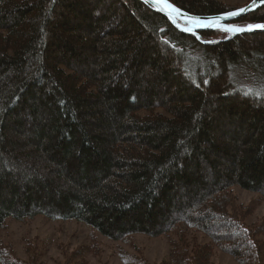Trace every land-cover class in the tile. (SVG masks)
<instances>
[{
  "label": "trees",
  "instance_id": "trees-1",
  "mask_svg": "<svg viewBox=\"0 0 264 264\" xmlns=\"http://www.w3.org/2000/svg\"><path fill=\"white\" fill-rule=\"evenodd\" d=\"M232 24H264V5ZM234 188L264 198V31L197 38L142 0H0V230L42 216L164 237L171 264H264V217L248 225ZM26 253L0 237V264H42Z\"/></svg>",
  "mask_w": 264,
  "mask_h": 264
},
{
  "label": "rangeland",
  "instance_id": "rangeland-1",
  "mask_svg": "<svg viewBox=\"0 0 264 264\" xmlns=\"http://www.w3.org/2000/svg\"><path fill=\"white\" fill-rule=\"evenodd\" d=\"M217 1L240 8L251 0ZM234 194L239 204L246 206L253 201L255 203L251 216L246 220L248 225L264 217V198L239 188H234ZM0 237L4 243L12 245L16 255L23 261L28 259L26 247L30 246L31 252L37 255L38 262L42 264H123L121 253L135 255L137 252L149 264H171L169 244L164 237L150 238L137 234L130 243L111 241L76 221H53L42 216L23 222L8 220L4 229L0 230ZM197 240L200 243L208 242L199 234ZM211 262L236 264L231 256L215 248Z\"/></svg>",
  "mask_w": 264,
  "mask_h": 264
},
{
  "label": "water",
  "instance_id": "water-1",
  "mask_svg": "<svg viewBox=\"0 0 264 264\" xmlns=\"http://www.w3.org/2000/svg\"><path fill=\"white\" fill-rule=\"evenodd\" d=\"M146 2L147 4L151 5L153 8L161 12L171 23L173 27H175L178 31H180L183 34H194L198 38V33L202 31H213V30H223L227 27H235L242 29V31L238 32H229L232 34H242V33H249L253 31H264V28H252L249 30L248 27H239L232 24V22L236 19H239L250 12L254 11L255 9L259 8L260 6L264 5V0H251L250 3H248L246 6L240 7L238 9H235L233 11L221 14V15H214V16H194L190 15L180 9H178L176 6L171 4L169 1H167L169 4L172 5L173 8H176L179 10V15H177L175 12H169L167 9H163L162 5L160 3H157L156 0H142ZM243 9L241 12L240 10ZM229 13H239L238 15L229 16ZM171 17V18H170ZM196 20L199 22V24L193 23L192 20ZM184 23L186 25H183L181 23ZM211 22V23H210ZM264 25V24H260Z\"/></svg>",
  "mask_w": 264,
  "mask_h": 264
},
{
  "label": "snow or ice",
  "instance_id": "snow-or-ice-1",
  "mask_svg": "<svg viewBox=\"0 0 264 264\" xmlns=\"http://www.w3.org/2000/svg\"><path fill=\"white\" fill-rule=\"evenodd\" d=\"M157 3H160L162 5V8L163 9H167L169 10V12H175L177 15H179V10L176 9V8H173L171 4H169L167 2V0H156ZM241 12L243 11V9L240 10ZM239 13H229L228 15L229 16H234V15H238ZM171 18V17H170ZM193 23H196V24H199L198 21L196 20H192ZM211 23V22H210ZM264 28V25H249L248 28L249 30L252 29V28ZM225 31H229V32H238V31H242V29H239V28H235V27H227L224 29Z\"/></svg>",
  "mask_w": 264,
  "mask_h": 264
},
{
  "label": "bare ground",
  "instance_id": "bare-ground-1",
  "mask_svg": "<svg viewBox=\"0 0 264 264\" xmlns=\"http://www.w3.org/2000/svg\"><path fill=\"white\" fill-rule=\"evenodd\" d=\"M182 24H184V23H182Z\"/></svg>",
  "mask_w": 264,
  "mask_h": 264
}]
</instances>
